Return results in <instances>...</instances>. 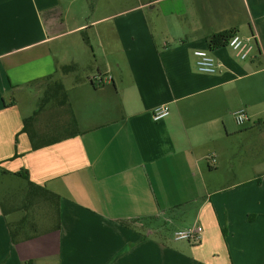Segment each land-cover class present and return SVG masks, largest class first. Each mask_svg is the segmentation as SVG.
<instances>
[{
	"label": "crops",
	"instance_id": "crops-1",
	"mask_svg": "<svg viewBox=\"0 0 264 264\" xmlns=\"http://www.w3.org/2000/svg\"><path fill=\"white\" fill-rule=\"evenodd\" d=\"M108 2L64 29L83 1L0 0V175L60 196V227L31 218L15 242L28 211L0 192V264H264V150L252 160L245 142L264 131V0ZM229 29L254 45L248 58L209 47ZM84 31L91 52L63 44ZM198 49L217 72L198 70ZM55 83L67 100H49L35 127L60 140L34 149L24 120ZM181 213L203 227L199 242L168 232Z\"/></svg>",
	"mask_w": 264,
	"mask_h": 264
},
{
	"label": "rangeland",
	"instance_id": "rangeland-1",
	"mask_svg": "<svg viewBox=\"0 0 264 264\" xmlns=\"http://www.w3.org/2000/svg\"><path fill=\"white\" fill-rule=\"evenodd\" d=\"M81 1H83L86 4V7L85 6L84 7L86 11H88L87 14L82 18H80L77 14H75L76 17L74 18L72 16L69 17L68 21L64 25V29L80 24L81 19L82 20L86 19L89 16L90 17L88 19L91 20V19H96L100 14L105 15L106 13H109L108 12L109 11V5H108L109 0H81ZM118 1L123 2V5H124L123 8H127L130 5H132L133 1H136V0H118ZM74 11L75 9L73 10V12ZM76 18L78 20H76ZM87 35H89L87 31L69 34L64 38L63 44L64 45L70 44L73 47L72 50H76V51L78 50V52H80L81 49L83 51L86 50V52L87 51L91 52L90 47L86 44L84 40ZM81 40L83 41L82 43H80L81 45H79L78 42L79 41L81 42ZM94 47L98 49L97 45L96 46L94 45ZM90 65L91 67L88 69V72H84L85 75L89 74L92 71L97 70L96 65H93V63H91ZM259 132L260 131H256L255 133H252L251 139L245 140V142L247 141L248 143H250V150L246 151V153H248V155L250 156L252 160L254 159V154H255V147H254L255 144H261L262 149L264 150V131L262 134ZM243 155H244V152H243ZM29 191L30 190L25 180H22L21 178H14V177L7 176V175H4V176L0 175V192L2 193V195L8 196V197H11L10 195H13L11 199L14 198L12 199V201L21 205L20 209H26L28 211V215H31V218L33 220H35L39 224L44 225L45 228H47L49 226L48 222L52 221L51 220L52 218L51 207L52 206L46 199H43V198L38 197L37 199H34V200L26 199L27 192ZM8 192L10 193L8 194ZM188 221L189 219L187 220L186 217L182 213L179 214V216L175 218L174 223H172L168 227V232H173V231L175 232V231L187 229L188 225H190L188 224Z\"/></svg>",
	"mask_w": 264,
	"mask_h": 264
},
{
	"label": "trees",
	"instance_id": "trees-1",
	"mask_svg": "<svg viewBox=\"0 0 264 264\" xmlns=\"http://www.w3.org/2000/svg\"><path fill=\"white\" fill-rule=\"evenodd\" d=\"M236 33H237L236 29H229V30H223L213 35H210L209 37H207V42L209 44V47L211 49H216L219 47L227 46L229 39L233 37ZM86 39L88 41V37H86ZM72 67H73L72 65L65 66L62 70L63 72H68L72 69ZM61 92L63 93V96L61 97V101L66 102L67 94L62 84L55 83L49 86V90L47 91V94L45 95L43 100L40 102L39 108L35 112V115L27 117L24 120V124H25L24 130L28 132L34 149H38L40 147L49 145L50 143L60 140V138H56L54 140L46 141L44 135H42L40 131H38L37 128L35 127V123H36V119L38 116L36 114L44 108V106L49 100L57 98V95ZM71 112H72L73 125L75 126V130H77L78 122L72 110ZM27 179L29 180L28 176H27ZM29 190L30 191H29V195L27 196L28 197L27 199L31 200V198L33 197H36V198L39 197V198L46 199L53 208L59 205V201H60L59 195L51 192L50 190L42 186H39L33 183L30 180H29ZM51 216H52L51 218L52 222L54 223L55 221L56 223L54 228L58 229L60 227L59 217H57L56 213L54 214L53 212L51 213ZM29 221L32 222L31 215L25 214L24 216H22V218L19 221H17L15 224L13 223V229L11 230L12 231L11 233H12V238L15 242L18 240L17 236L21 234L20 227L22 226V224L29 222ZM34 233H37V231Z\"/></svg>",
	"mask_w": 264,
	"mask_h": 264
},
{
	"label": "built area",
	"instance_id": "built-area-1",
	"mask_svg": "<svg viewBox=\"0 0 264 264\" xmlns=\"http://www.w3.org/2000/svg\"><path fill=\"white\" fill-rule=\"evenodd\" d=\"M228 46L233 48L242 59L248 58L253 49L254 45L245 40L242 36L236 33L228 41ZM196 65L202 73H215L218 71L219 64L215 57L212 55L209 49H198L195 51ZM111 78V77H110ZM98 84H105L109 78H105L102 75L95 77ZM170 114V106L163 104L158 106L153 111V118L156 121L162 120ZM236 121L240 126H244L251 121V118L246 110H240L236 113ZM213 160V159H212ZM215 160V159H214ZM203 227L195 225L188 227L184 230H179L174 233V238L177 240H188L193 242H199L202 237Z\"/></svg>",
	"mask_w": 264,
	"mask_h": 264
}]
</instances>
